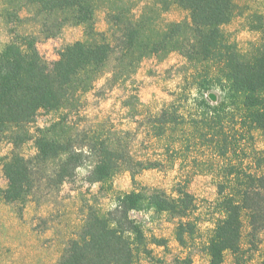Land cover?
Listing matches in <instances>:
<instances>
[{"label": "trees", "instance_id": "16d2710c", "mask_svg": "<svg viewBox=\"0 0 264 264\" xmlns=\"http://www.w3.org/2000/svg\"><path fill=\"white\" fill-rule=\"evenodd\" d=\"M11 39L0 50V142L11 146L0 159L6 186L0 202L18 207L40 201L75 181L97 193L83 205L82 225L55 264H135L152 258L145 225L134 213L166 216L181 250L172 264H240L256 251L264 264V16L248 19L259 40L246 50L224 35L236 13L234 0H1ZM172 8L187 13L166 21ZM106 29L97 30V13ZM31 22L36 33L21 32ZM83 29L48 62L38 38L57 37L64 27ZM177 54L182 78L169 101L153 111L141 101L136 73L147 59ZM117 104L91 116L88 96ZM214 94L215 101L209 98ZM39 118L44 121L39 124ZM149 152L136 156L133 141ZM262 143V148L259 147ZM32 143L35 153L20 150ZM147 150V149H146ZM149 170L175 172L170 190L135 184L116 192L113 178ZM214 188L213 200L188 190L193 177ZM101 196L107 207L98 204Z\"/></svg>", "mask_w": 264, "mask_h": 264}, {"label": "rangeland", "instance_id": "374dc122", "mask_svg": "<svg viewBox=\"0 0 264 264\" xmlns=\"http://www.w3.org/2000/svg\"><path fill=\"white\" fill-rule=\"evenodd\" d=\"M236 13L231 22L222 27L224 35L241 50H246L250 42L259 40V34L250 31L248 19L253 14L264 16V0H234ZM2 3L0 0V50L11 39L8 26L1 17ZM187 13L179 8H172L165 15L166 21H181ZM106 29L104 15L97 13V30ZM21 32L36 33L35 26L28 22ZM83 39V29L78 26H66L61 33L51 39H37V50L48 62L57 59L58 52L66 45ZM185 60L177 54H171L164 60L150 58L138 68L136 79L139 82V96L142 102L151 104L153 111L159 109L169 101L168 92L173 91L182 78ZM117 91L110 98L95 99L88 96L87 112L91 116L108 114L116 107ZM44 118H39L41 124ZM133 150L136 156H143L149 152L146 140L138 136L133 141ZM262 148V143L259 142ZM147 149V150H146ZM11 146L0 142V159L8 155ZM20 153L31 156L35 153L32 143L22 147ZM88 168L83 166L76 172L75 181L65 184L59 191L49 196L39 194L40 201H29L21 210L13 205L0 202V264H55L67 241L75 237L79 231L84 216L83 205L90 200L91 194L97 193V185H88L85 177ZM175 172L149 170L135 177V181L127 172L117 174L113 178V188L116 192L131 191L135 184L155 186L170 190L174 184ZM6 186L0 162V188ZM188 190L198 199L213 200L215 190L202 176L193 177ZM98 204L107 207V202L101 196ZM133 216L145 225V234L148 240L161 239L166 248L151 245L152 258L141 257L135 264H172L175 257L181 256L174 235L173 224L166 216L151 217L149 214L134 213ZM264 248V246H263ZM260 256L256 251H248L240 264H260ZM193 264H208L205 255L197 254ZM224 264H234L232 256H224Z\"/></svg>", "mask_w": 264, "mask_h": 264}, {"label": "water", "instance_id": "95a60500", "mask_svg": "<svg viewBox=\"0 0 264 264\" xmlns=\"http://www.w3.org/2000/svg\"><path fill=\"white\" fill-rule=\"evenodd\" d=\"M209 98H210L212 101H215V100H216V97H215L214 94H210V95H209Z\"/></svg>", "mask_w": 264, "mask_h": 264}]
</instances>
